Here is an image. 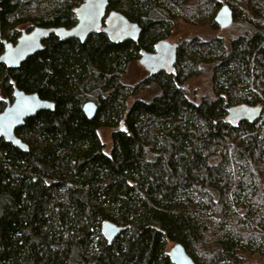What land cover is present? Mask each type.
Wrapping results in <instances>:
<instances>
[{
    "label": "trees",
    "instance_id": "16d2710c",
    "mask_svg": "<svg viewBox=\"0 0 264 264\" xmlns=\"http://www.w3.org/2000/svg\"><path fill=\"white\" fill-rule=\"evenodd\" d=\"M82 1L0 0L1 36L70 27ZM226 3L242 34L181 42L171 74L135 84L122 77L176 20L221 29L220 1L109 0L141 27L137 40L50 35L18 67L0 63V111L14 86L54 103L16 129L26 151L0 137V264H172L176 242L196 264H264V0ZM202 64L212 91L195 103L187 82ZM150 84L160 90L150 101L132 99ZM238 103L261 104L259 120L233 127L225 117ZM101 127L113 128L108 154ZM104 220L123 227L111 243Z\"/></svg>",
    "mask_w": 264,
    "mask_h": 264
},
{
    "label": "water",
    "instance_id": "95a60500",
    "mask_svg": "<svg viewBox=\"0 0 264 264\" xmlns=\"http://www.w3.org/2000/svg\"><path fill=\"white\" fill-rule=\"evenodd\" d=\"M109 0H83L74 8L76 22L70 27L65 26H34L28 32H21L14 43L5 40L1 36L3 51L0 54V63L9 68L18 67L29 56L43 48V42L55 35L60 40L75 38L84 42L94 32H103L113 43L124 40H137L141 27L128 20L122 13L114 9H108ZM234 20V13L228 4H222L216 11L214 21L222 29L229 26ZM177 44L168 40L158 41L153 51L143 50L138 62L149 72H165L171 74L177 58ZM54 103L42 99L37 93L25 92L14 86L12 100H6V105L0 111V137L20 150L26 151L27 144L16 134V129L23 125L26 118L34 116L39 110H51ZM260 104L249 105L238 103L227 109L226 120L233 126L241 121L255 123L262 114ZM82 111L91 119L97 111V104L86 101L82 105ZM123 229L109 220L101 223L100 231L103 238L111 243ZM167 256L172 264H196L186 253L180 243H173L167 250Z\"/></svg>",
    "mask_w": 264,
    "mask_h": 264
},
{
    "label": "rangeland",
    "instance_id": "374dc122",
    "mask_svg": "<svg viewBox=\"0 0 264 264\" xmlns=\"http://www.w3.org/2000/svg\"><path fill=\"white\" fill-rule=\"evenodd\" d=\"M219 1L221 4H227L226 0ZM31 28H33V26L29 27L28 24H24L19 26L18 30L20 32H28ZM245 29L246 27L236 19L229 26L222 29L212 28L207 24L193 25L182 19H178L175 22L171 35L167 37L166 40L171 43L180 44L181 42L193 38L206 40L210 36L217 35L222 37L227 44L229 40L242 34ZM200 68L201 72L198 75L191 77L187 82L188 97L195 103L200 102L203 96L209 95L212 91L211 65L202 64ZM148 74L149 72L138 62V60H135L129 66L128 71L122 77V80L127 84H135L148 76ZM159 91L157 85L150 84L143 90L139 91L134 97H132V99L138 98L148 102L157 95ZM112 130L113 128L110 127H101L97 130L100 140L103 143V151L107 154L111 149ZM171 245V243L167 244L166 250H168Z\"/></svg>",
    "mask_w": 264,
    "mask_h": 264
},
{
    "label": "flooded vegetation",
    "instance_id": "af4514ba",
    "mask_svg": "<svg viewBox=\"0 0 264 264\" xmlns=\"http://www.w3.org/2000/svg\"><path fill=\"white\" fill-rule=\"evenodd\" d=\"M12 100V99H11ZM11 100H9V101H11ZM5 105H6V103H5Z\"/></svg>",
    "mask_w": 264,
    "mask_h": 264
}]
</instances>
